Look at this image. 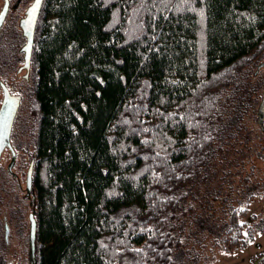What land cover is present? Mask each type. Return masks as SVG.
<instances>
[{"label": "trees", "instance_id": "trees-1", "mask_svg": "<svg viewBox=\"0 0 264 264\" xmlns=\"http://www.w3.org/2000/svg\"><path fill=\"white\" fill-rule=\"evenodd\" d=\"M33 33L34 264H198L204 243L181 248L218 177L224 94L264 61V0H42Z\"/></svg>", "mask_w": 264, "mask_h": 264}, {"label": "rangeland", "instance_id": "rangeland-1", "mask_svg": "<svg viewBox=\"0 0 264 264\" xmlns=\"http://www.w3.org/2000/svg\"><path fill=\"white\" fill-rule=\"evenodd\" d=\"M32 1L23 0L17 9L10 11L0 30V81L15 86L14 92L21 94L9 136L17 153L11 173L7 171L11 152L8 149L4 153L0 151V264H33L35 259L30 241L32 202L26 195V185L38 116L32 96L33 74L25 79L26 71H18L23 63L19 48L25 43L18 22ZM3 4L4 0H0V10ZM260 60L240 71L224 94L218 177L205 182L207 189L202 195L206 215L203 227L199 229L201 234L193 231L189 246L181 248L183 252H193L197 250L192 243H204L198 264H252V260L264 252V127L258 121L259 106L264 97V66ZM3 98L0 86V109ZM234 207L249 208L244 218V237L248 243L245 248L230 253L223 248V239L229 213ZM6 225L9 227L8 239ZM176 252L182 257L179 249ZM188 261H181V264H192Z\"/></svg>", "mask_w": 264, "mask_h": 264}, {"label": "water", "instance_id": "water-1", "mask_svg": "<svg viewBox=\"0 0 264 264\" xmlns=\"http://www.w3.org/2000/svg\"><path fill=\"white\" fill-rule=\"evenodd\" d=\"M41 2V0H40ZM8 6L9 3H5V5L3 6L1 12H0V26L2 21L5 18V15L7 13L8 10ZM33 32H28V41L27 44L25 46V49L27 51V57H26V65H29V59H30V54H31V50H32V45H33ZM262 66H264V61L262 62ZM2 87H3V95H4V99H3V103L1 105V109H0V151L3 150V148L8 145L9 147H11V149L13 150V147L11 145L10 139H9V129L8 126L12 123L13 118H14V114L17 110V105H18V101H16V103L14 104L13 102L10 101V95H9V90L7 89L6 85L4 83H1ZM258 121L261 127H264V97L261 101V104L259 106V111H258ZM16 154L13 150V159L11 164L9 165V168L12 167V164L15 160ZM27 191L28 193H31L32 191V169H29L28 172V176H27ZM29 220H30V241H31V249H32V253H34V257H35V239H36V230H37V221L34 215V212L30 213L29 216ZM8 235H9V227L8 225H6V239H8ZM35 262V259H34ZM33 262V264H34Z\"/></svg>", "mask_w": 264, "mask_h": 264}, {"label": "flooded vegetation", "instance_id": "flooded-vegetation-1", "mask_svg": "<svg viewBox=\"0 0 264 264\" xmlns=\"http://www.w3.org/2000/svg\"><path fill=\"white\" fill-rule=\"evenodd\" d=\"M23 0H15V1H13V0H4V4H3V6L5 5V3H9V6H8V10H7V13H6V15H5V18H4V20L2 21V23H1V26H0V30L3 28V26H4V24H5V22H6V19L8 18V16H9V14H10V11H12L13 9L15 10V9H17L19 6H20V4H21V2H22ZM35 3V0H33L32 1V3H30L27 7H26V10H25V13L21 16V18L19 19V22H18V24H19V27H20V29H21V34H22V36L25 38V43L22 45V47L21 48H19V54H21L22 53V55H23V63L18 67V71L19 72H23V71H26V73L24 74V77H25V79H27L28 78V65H26V57H27V51H26V49H25V46H26V44H27V41H28V32H33V30H34V27H35V22L33 23L32 22V20L31 19H29V17L30 16H34V18H35V20H36V18H37V15H38V12H39V10H40V6H41V3H42V0H41V2H40V5H39V7L35 10V12L34 13H29V9L32 7V5ZM3 6H2V8H3ZM2 8H1V10H2ZM1 10H0V12H1ZM26 19H28V23H25L24 21L26 20ZM12 61V59L10 60V62ZM5 75H6V73H5ZM1 79V78H0ZM1 83H4L5 85H6V87H7V89L9 90V95H10V101L11 102H13L14 104L16 103V101H18V105H19V103H20V100H21V94H19V93H15L14 92V90H16V87L14 86L13 87V85H9L8 83H5V82H3V81H0V85H1ZM1 88H2V90H3V87L1 86ZM4 96V95H3ZM17 96V97H16ZM4 99V98H3ZM18 105H17V110L19 109L18 108ZM16 110V111H17ZM12 125H13V123L12 124H10L9 126H10V129H11V132H12ZM9 136H10V131H9ZM9 139H10V137H9ZM10 142H11V145H12V147H13V150H14V152H15V154H16V157H17V153H16V150H15V148H14V146H13V143H12V140H10ZM6 149H8L10 152H11V158L13 159V156H12V154H13V150L11 149V147H9L8 145H6L4 148H3V153H4V151L6 150ZM16 157H15V160H14V162H13V164H12V167H13V165H14V163H15V161H16ZM12 159H11V161H10V164H11V162H12ZM9 164V165H10ZM12 167L10 168V169H12ZM8 168H9V166H8ZM29 172V171H28ZM28 176V175H27ZM26 188H27V185H26ZM27 194H28V196L31 194V193H28V191L26 192ZM252 264H264V252L263 253H260V254H258L253 260H252Z\"/></svg>", "mask_w": 264, "mask_h": 264}, {"label": "snow or ice", "instance_id": "snow-or-ice-1", "mask_svg": "<svg viewBox=\"0 0 264 264\" xmlns=\"http://www.w3.org/2000/svg\"><path fill=\"white\" fill-rule=\"evenodd\" d=\"M39 5H40V0H35V3L29 9V13H34L35 10L39 7ZM29 19H31L33 23L35 22L34 16H30ZM24 22L28 23V19H26ZM240 223H243V221H241Z\"/></svg>", "mask_w": 264, "mask_h": 264}]
</instances>
